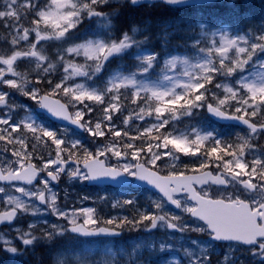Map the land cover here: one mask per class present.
I'll return each instance as SVG.
<instances>
[{"label": "snow or ice", "instance_id": "1", "mask_svg": "<svg viewBox=\"0 0 264 264\" xmlns=\"http://www.w3.org/2000/svg\"><path fill=\"white\" fill-rule=\"evenodd\" d=\"M219 2L222 4L223 0ZM112 3L113 0H0V21L15 32L10 40L12 47L0 52V107L9 110L0 116V125L7 126L0 128V140H7L9 144L15 141L20 146V150L13 151V155L18 157L15 163L19 164V168L11 165L7 169L0 168V181L23 182L33 186L15 187L20 196L11 195L5 187L0 186V193L6 196V207L0 211V225L12 224L22 214L43 215L44 210L31 202L33 198L40 205H45L50 214L68 222V226L51 224V230L42 228L40 235L36 234L39 222L29 223L26 230L16 228L20 247L0 233V250L14 257L24 256L29 251L35 255L37 246L51 247L58 238L68 233L82 237L102 234L118 236L121 232L117 229L124 225H132L136 230L143 225L148 233L157 229L182 234L196 232L214 242L190 240L192 248H186L181 243L187 264H214L213 256L217 255L219 258L215 264H244L242 257L245 252L256 264H264V150L256 154L252 143L254 138L264 135V18L254 27L250 26L247 30L237 27L230 33L215 26L214 30L210 29L200 22V13L195 16L184 14L186 9L209 6L198 0H116L121 7L127 4L133 8L146 6L161 10L155 20L150 13L141 23L129 25L117 37L119 8L103 10ZM228 7L234 12L239 11L236 0H230ZM165 11L177 15L163 17ZM29 17L28 26H24L21 21ZM93 18L98 27L91 33V38L73 43L58 52L65 75L56 83L47 80L50 91H41L39 84L43 77L33 83L28 73L17 70L19 61L28 60L35 61L36 69H42L45 75L55 71L57 62L50 59L43 45L38 47L40 42L67 43L74 38L86 19ZM244 19L249 22L253 20L250 14H245ZM194 25L200 29L192 45L196 48L195 56L164 51L161 74L155 80L149 79L161 59V52L146 47L153 40V29H157L155 38L160 40L163 50L171 44L173 37H184L194 29ZM33 33L34 40H30ZM22 41L26 42V47H18ZM180 47L178 43L175 50ZM65 56H83L84 63L65 59ZM125 56L137 61L136 70L126 75L117 72L103 86H97L94 78L104 70L106 64L113 59L123 60ZM178 66L182 68L180 74L170 75L169 70ZM75 77H83L85 82L68 84ZM3 86L35 101L39 109L51 117L69 121L92 137H105V128L111 136H121V131L113 126L114 113L123 109L120 103L121 89H131L132 103L141 102L137 104L139 110L134 113L135 118L144 120L145 116H150L156 122L144 128L139 136L130 137V141L150 136L156 143H148L150 158L145 163L155 166L162 156H168L173 161V170L161 176L146 167L145 163L121 164V157L127 158L130 154L133 160L138 161L140 153L144 151L143 145L135 147L132 142L124 144L125 149H132L131 153L117 150L114 141L97 148L95 152L89 151L83 147L81 140H69L67 129L60 131L50 128L43 122L40 113L33 115V110L27 106L11 101V93L2 90ZM61 94L68 98L64 103L59 98H52ZM85 101L103 106L102 119H97L94 124L90 119H85L94 111L92 104ZM77 105L82 107L77 108ZM69 106L76 108V111L69 112ZM17 107L28 112L20 120L12 119L11 115ZM197 109H206L219 120L236 122L233 126L242 124L247 132L237 134L236 142H232L215 129L192 128L191 133H187L177 132L173 127L172 131H160L181 116H193ZM132 118L133 113H130L123 119V124L128 125ZM22 129L32 134L34 143L31 152L27 150L28 137ZM153 132L157 135L152 136ZM13 133L20 134L13 137ZM123 135L128 136L129 133L124 131ZM48 141L55 145V158L45 160L41 156L42 164L32 163L37 146L42 143L47 145ZM153 147L167 151L154 152ZM108 153L118 158L116 165H108L100 159ZM181 153L195 157L193 163L198 161V167L191 168L193 174H186L188 165L184 166L183 171L176 170L175 162L180 161L178 154ZM249 156L251 159H248ZM73 163L75 167L71 166ZM81 163L83 168L80 167ZM41 173L46 175L41 176ZM62 175H67L70 180L96 181L106 178L118 183H127V177H135L152 185L166 198L167 203L200 223L189 225L181 215L165 211V200L160 198L151 200V206L156 211L138 210V218L103 221L104 225L115 226L112 228L100 226L98 219L94 218L93 208L80 209L69 216L57 204L58 194L51 187L53 182H59ZM34 181L43 187H36ZM179 193L185 194L183 199L177 195ZM134 202L132 199L122 201L124 205ZM120 203L117 201L113 207ZM78 216H83L82 223L78 222ZM43 223L47 224V221ZM219 245L224 246L221 253L216 252ZM140 247V244L136 245V248ZM149 247L158 248V252L150 253V256L156 255L157 258L144 260L142 264H171L164 255L172 248L168 240H160L156 245L155 238H152ZM86 252L90 253L91 249ZM49 262L89 264L86 256L76 261L54 260L50 256ZM37 264H43V256L37 257ZM131 264H137V260Z\"/></svg>", "mask_w": 264, "mask_h": 264}, {"label": "rangeland", "instance_id": "2", "mask_svg": "<svg viewBox=\"0 0 264 264\" xmlns=\"http://www.w3.org/2000/svg\"><path fill=\"white\" fill-rule=\"evenodd\" d=\"M73 43H81V42H67L65 43L64 45H62V47L59 49V51H61L63 48H66L68 46H70L71 44ZM34 63V66H35V61H32ZM22 63L24 65H26V67H28L30 65L29 61L28 60H22ZM21 62L18 64V65H21L22 64ZM163 65L160 67V68H157L155 67L154 70H152V72H154V76L152 77L151 74L149 76V79L151 80H155L157 79V77L161 74V69H162ZM182 71V68L180 66H178L176 69H173V70H169V74L170 75H179L180 72ZM117 72H122L123 74H128L129 72L131 71H126L122 68H117L115 72H113L107 79L106 81L112 76L114 75L115 73ZM97 86H101V85H97ZM89 103V101H85V103ZM129 114L126 115V117L128 116ZM26 116V115H25ZM24 116V117H25ZM23 117V118H24ZM146 118L144 120H139V119H136V118H133L129 124H133V123H136L137 121H142V123L140 124H145V123H148L149 125L147 127H149L152 123H155V119L154 117H150V116H145ZM150 120V121H148ZM144 121V123H143ZM184 121V119L182 118H179L177 121H171L170 125H169V131H172L173 130V127L177 130V132H187V133H191V129L192 128H198V129H203V130H206L204 129L202 126L200 125H197L195 127H184V125L186 124L185 122H182ZM184 127V128H183ZM69 140H73V139H78L77 137H75V135L73 133L70 134L69 137H67ZM109 143V142H108ZM107 144V143H105ZM105 144H100L99 147H103ZM116 148L117 150L121 151V152H124L125 150H122L119 148L118 145H116ZM153 151L156 152V151H160V152H163V151H167L166 149H156L155 147H153ZM129 153H131V150H128ZM260 151H258L259 153ZM108 158L110 159H113V161H117L118 162V158L115 157V156H112L111 153H108L107 154ZM140 159V157H139ZM137 160H133L132 159V156L129 154V156L127 158H124V157H121L119 159V162L122 164V163H132V164H135ZM77 183L79 184H83L84 181H80V180H70V184L72 185H76ZM69 187H67L68 189ZM58 193H62V194H65L64 190H60ZM11 195H14V196H20V194H15L14 192L11 193ZM104 197H109V201L112 202V204H115L116 203V198L113 197V196H106L104 195ZM58 201V200H57ZM61 208V207H60ZM78 209H64V208H61L62 211L66 212L69 214V216L72 215L73 212H79L80 209H85L87 207H76ZM165 211H170L172 213H175L176 215H181L183 218H184V222L186 223H198V222H194L192 220H190L188 217H187V214L186 213H183L181 210L180 211H174L173 209L171 208H167L165 206ZM47 214L49 215L50 212H48L47 210L44 211V214ZM43 214V215H44ZM45 216V215H44ZM80 216H78V219H79ZM39 219H34L33 222H38ZM61 220L64 221V223L67 222V220H64L62 218H59L58 221H55L53 224H57V225H62L63 222H60ZM149 235V234H148ZM154 235L155 234H150L148 237L149 238H154ZM147 236V235H146ZM151 239H142L139 242H132V246H133V249H132V252L134 254V260H137V264H142V262L145 260V259H151L154 257V255H151L150 256V253H154V251H152V249H149L147 248L146 246H149L150 242H151ZM206 241V240H204ZM137 244H140L141 247L140 248H136V245ZM109 248L110 249H113L111 245H109ZM187 248H192L190 246H187ZM87 249H91V252L90 253H87L86 250ZM93 249V244H89L87 242H79L76 244V246H72V247H67V248H63L61 249L57 254H56V258L57 260H60V259H70L72 261H76L78 260L79 258L81 257H85L86 256V259L87 261L89 262V264H105V262H108V264H113L114 260L111 258V254L109 251H107L105 253V256L104 255H95L94 254V250ZM101 254V252H99ZM178 257L177 256H174L172 257L171 259H169V261L171 262V264H174L175 260L177 259ZM161 264H163V262H161Z\"/></svg>", "mask_w": 264, "mask_h": 264}, {"label": "trees", "instance_id": "3", "mask_svg": "<svg viewBox=\"0 0 264 264\" xmlns=\"http://www.w3.org/2000/svg\"><path fill=\"white\" fill-rule=\"evenodd\" d=\"M237 7L239 9V12L245 16V14H250L252 16L253 13H257L259 15L264 16V0L261 1H255V3L251 5H245L241 0L236 1ZM121 7V6H120ZM211 13L216 15L217 17H232L235 12L232 8H229L228 5L221 6L219 3H213L211 7H209ZM191 9L185 10V15H188ZM238 12V13H239ZM152 14L153 19L161 14V10L159 7L154 9H149L146 6H142L139 8H133L125 4L123 7L120 8V16L116 21L117 26L119 27V30H124L129 27L132 23H141L145 17H147L149 14ZM227 13V15L225 14ZM177 13L171 12V11H165L163 13V17H175ZM244 21V20H242ZM247 22V21H246ZM248 26V25H247ZM157 29H153V35H155ZM188 165V169L191 170V168L195 167V163L193 161H184L182 165L179 166V169L184 170V166ZM138 218V216L135 214V212L130 213L129 219ZM132 226V225H131ZM42 251H45L46 248H42ZM48 255L44 254L45 261L48 260ZM34 259L35 262H37V257L35 255L30 256V259ZM49 262V261H47ZM46 262V263H47Z\"/></svg>", "mask_w": 264, "mask_h": 264}]
</instances>
